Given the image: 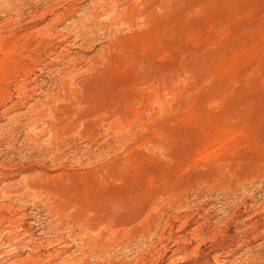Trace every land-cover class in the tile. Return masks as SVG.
Masks as SVG:
<instances>
[{
	"label": "rangeland",
	"instance_id": "obj_1",
	"mask_svg": "<svg viewBox=\"0 0 264 264\" xmlns=\"http://www.w3.org/2000/svg\"><path fill=\"white\" fill-rule=\"evenodd\" d=\"M0 264H264V0H0Z\"/></svg>",
	"mask_w": 264,
	"mask_h": 264
},
{
	"label": "bare ground",
	"instance_id": "obj_2",
	"mask_svg": "<svg viewBox=\"0 0 264 264\" xmlns=\"http://www.w3.org/2000/svg\"><path fill=\"white\" fill-rule=\"evenodd\" d=\"M178 228V227H177ZM28 231V230H27ZM174 247V246H173ZM38 260V259H37Z\"/></svg>",
	"mask_w": 264,
	"mask_h": 264
}]
</instances>
